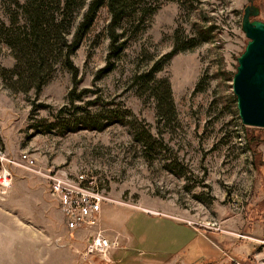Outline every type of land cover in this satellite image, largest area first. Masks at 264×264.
<instances>
[{
	"label": "rangeland",
	"instance_id": "rangeland-1",
	"mask_svg": "<svg viewBox=\"0 0 264 264\" xmlns=\"http://www.w3.org/2000/svg\"><path fill=\"white\" fill-rule=\"evenodd\" d=\"M15 1L27 0H0V22L11 23ZM157 1L159 7L143 23L137 17L122 23L118 32L126 46L113 59L114 68L99 77L111 40V15L101 7L72 55L77 79L57 49L59 60L40 90L12 73L15 57L0 30V144L13 157L31 155L38 167L108 177L111 200L103 208L102 226L119 242L109 264L129 261H119L132 246L120 230L134 212L137 220L148 219L143 213L148 210L198 227L213 241L203 248L214 255L219 254L216 247L221 254L226 250L264 264V127L252 126L253 137L246 136L233 90L238 58L249 42L245 10L251 11V20L264 22V0ZM84 10L77 13L69 39ZM177 38L180 45L199 42L157 73L169 81L175 106V115L166 110L160 120L156 101L149 91L139 94L133 78L170 52ZM76 81L78 91L92 90L85 101L102 96L114 102L110 106L154 138L137 141L131 125L122 122L103 130L45 131L44 124L68 105ZM250 141L256 143L257 156ZM25 164L12 167V185L0 188V264H107L84 255L85 234L67 227L46 176ZM131 255L135 264H153L136 251Z\"/></svg>",
	"mask_w": 264,
	"mask_h": 264
},
{
	"label": "trees",
	"instance_id": "trees-1",
	"mask_svg": "<svg viewBox=\"0 0 264 264\" xmlns=\"http://www.w3.org/2000/svg\"><path fill=\"white\" fill-rule=\"evenodd\" d=\"M159 5L157 0H27L24 3L15 1V8H12L10 12L11 23L6 25L0 22L1 33H6L8 36L4 43L12 50L16 61L12 73L23 78L27 77L31 81L27 87H36L40 90L53 72L59 58L64 57L67 68L77 79L78 68L72 60V55L92 27L100 8L107 6L111 15L108 25L111 40L108 62L98 72L99 77H102L114 68L113 59L126 46L127 41L122 40L121 33L118 32L122 23L129 17H137L139 23H143L146 16L151 15ZM83 8L85 10L82 18L73 32L72 39H69L77 13ZM198 42V40H192L189 46L180 45L177 38L170 52L154 62L149 70L133 78L137 92L142 94L149 91L156 101L160 120L164 117L166 110L175 115V106L169 81L157 78V73L174 55L187 48L195 47ZM57 49L60 52L59 58L54 57ZM77 83L78 81L69 92L68 105L54 114L53 121L44 124L45 131L65 134L79 129L103 130L114 122H122L131 125L137 141L149 143L151 138H154L149 130L146 129V132L142 134L139 129H136L133 122L119 112V107L110 106L114 102L107 101L102 96L85 101L92 90L85 88L78 91ZM100 104L102 108L92 110V107L100 106ZM41 105L46 106V104ZM118 105L121 104L118 103ZM122 111L129 113V110ZM244 128L247 132L246 136H250L252 126ZM248 143L253 155L257 156L256 143L253 141ZM104 262L109 264L108 261L104 260Z\"/></svg>",
	"mask_w": 264,
	"mask_h": 264
},
{
	"label": "built area",
	"instance_id": "built-area-1",
	"mask_svg": "<svg viewBox=\"0 0 264 264\" xmlns=\"http://www.w3.org/2000/svg\"><path fill=\"white\" fill-rule=\"evenodd\" d=\"M24 162L26 167L46 176L50 191L57 199L67 227L72 231H83L86 236L84 255L98 256L102 260L112 261V252L119 245L117 237H112L102 226L103 208L109 201V181L103 174L80 171L71 174L57 168L38 167L36 160L29 154L20 158L8 154L0 144V188L8 189L12 185V167ZM214 264H254L239 258L229 251L222 250Z\"/></svg>",
	"mask_w": 264,
	"mask_h": 264
},
{
	"label": "crops",
	"instance_id": "crops-1",
	"mask_svg": "<svg viewBox=\"0 0 264 264\" xmlns=\"http://www.w3.org/2000/svg\"><path fill=\"white\" fill-rule=\"evenodd\" d=\"M135 213L137 212L125 219L120 230L132 244L130 250L129 248L123 250L124 259L119 261L129 260L123 264H135L133 261L136 259L131 255L133 251L142 254V257L149 259L153 264H176L179 261L183 264H191L190 261L194 264H198L195 262L209 264L220 257L221 252L218 248L214 247L219 252L218 255H214L213 250L206 251L203 248L206 241H213L203 235L195 225L149 210L143 211L148 219L137 220ZM235 253L243 255L239 250H235ZM116 263L117 261L112 262V264Z\"/></svg>",
	"mask_w": 264,
	"mask_h": 264
},
{
	"label": "water",
	"instance_id": "water-1",
	"mask_svg": "<svg viewBox=\"0 0 264 264\" xmlns=\"http://www.w3.org/2000/svg\"><path fill=\"white\" fill-rule=\"evenodd\" d=\"M250 15L247 8L243 29L249 42L238 58L233 90L243 124L264 127V22L251 20Z\"/></svg>",
	"mask_w": 264,
	"mask_h": 264
}]
</instances>
